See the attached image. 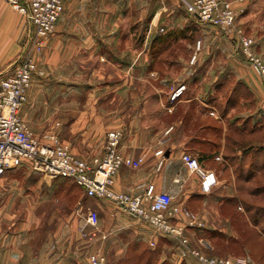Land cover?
I'll list each match as a JSON object with an SVG mask.
<instances>
[{
	"label": "rangeland",
	"instance_id": "1",
	"mask_svg": "<svg viewBox=\"0 0 264 264\" xmlns=\"http://www.w3.org/2000/svg\"><path fill=\"white\" fill-rule=\"evenodd\" d=\"M169 1L156 4L158 0H106L103 3L100 10L112 9L114 26H121L127 31L125 47H119V42L114 48L96 49H62L52 45L48 48V55L53 60L47 68L41 65L44 45L36 55L37 71L20 110V116L27 124L29 121L23 113L32 116V132L36 135L55 133L71 149L88 156L104 149L108 132L119 130L110 129V125L135 121L146 127L148 135L156 138L166 135L161 131L167 130L175 115H179L169 113L165 93L181 88L185 96L198 94L208 104L205 123L210 126V138L216 136V127H221L222 124L216 122L217 118H221L228 135H235L231 127H238L234 124L238 121L239 128L244 126L243 123L246 130L254 126L257 142L264 144V100L257 88L259 86L264 92L260 77L227 35L187 13L186 5L191 1H176L175 22L166 15L163 7L164 4L167 7L172 5ZM96 2L99 6L100 0ZM240 4L237 7V25L252 38V50L264 62V0H244ZM0 6L11 9L17 15L16 43L5 47L0 55L3 59L0 60L2 71L16 59L24 45L26 21L23 15L1 0ZM158 7L160 11L153 16V9ZM153 18L155 20L150 21ZM54 33L55 30L45 44ZM162 37L168 40L159 47L153 45L154 39ZM58 56L74 58V63L58 65ZM6 59L8 61L3 62ZM64 68L73 72V78L65 80V85L63 80L55 79L57 71ZM121 85L128 90L127 96L111 91ZM156 91H161L162 97ZM63 92L65 94H61ZM195 102H192L194 106ZM189 114L190 119L193 115L191 111ZM49 183L71 184L30 173L24 168L7 172L0 181V216L41 219L44 207L26 201L24 191L27 185ZM85 202L84 209L91 207ZM241 209L237 211L240 216L248 217L243 206ZM75 213L79 214L78 209ZM233 213L231 209H225V214L231 216ZM242 223L235 227L238 230L237 239L223 233V239H220L217 235L221 232L217 230L212 234L204 232L203 236L211 247L210 255L248 258L256 264H264V235L260 236V240L244 242L255 227L249 220ZM202 226L207 227L203 222ZM244 231L246 235H240Z\"/></svg>",
	"mask_w": 264,
	"mask_h": 264
},
{
	"label": "crops",
	"instance_id": "2",
	"mask_svg": "<svg viewBox=\"0 0 264 264\" xmlns=\"http://www.w3.org/2000/svg\"><path fill=\"white\" fill-rule=\"evenodd\" d=\"M96 1L98 0H62L64 10L56 23L54 35L45 44L42 67L48 68L53 60L48 55V48L52 45L62 49H96L114 48L119 42V47H125L127 31L121 26H114L112 9L100 10L106 0H100L99 6ZM176 1L170 0L172 5L169 7L165 4L163 6L166 15L174 22L177 20ZM232 1L235 8L241 6L238 0ZM159 11L160 7L153 9V16ZM143 12L146 14L145 8ZM154 20L155 18L150 19L152 22ZM16 21V13L0 6V55L5 47L16 43ZM28 30L26 22L25 35ZM11 37L13 41H10ZM56 60L58 65L74 63V58L70 57L58 56ZM7 61L8 59L3 62ZM72 74L70 69L64 68L57 71L55 79L63 80L65 85V80L73 78ZM257 88L264 100V92L259 86ZM111 91L116 95L127 96L128 90L121 85ZM157 94L160 97L163 95L161 91ZM165 94L169 113H179L167 130L161 131L166 135L152 138L146 127L135 121L110 125V129L118 128L122 131L119 145L122 154L133 158L145 154L146 159L137 169L122 167L114 177L113 189L138 195L152 185L154 193L172 196L174 204L196 215L207 225L187 228L194 244L201 241L202 245H209L203 233L212 234L214 230L237 239L238 230L235 227L248 221L247 217L242 218L241 213L237 212L242 210L240 200L253 199L249 191L255 189L263 192L258 200H264V144L257 142V130L254 126L253 129L246 130L243 123L240 130L246 134L248 144L239 148L233 142L239 140L238 136L228 135L221 118L216 119L217 124H222L217 127L220 132L210 138V126L205 123L209 112L208 104L198 94L185 96L183 92L172 103L168 98L171 91ZM194 101L195 106L192 104ZM189 111L193 115L190 119ZM23 115L33 130L30 125L32 116L27 113ZM234 124L239 128L238 121H234ZM71 151L86 161L103 153L100 149L96 154L88 156L73 148ZM158 151L162 152L161 156L156 155ZM187 157H196L205 170L214 173L216 184L209 192L202 191L200 179L187 169ZM160 159L162 164L158 167ZM24 192L26 201L39 203L44 207L41 211L44 215L41 219L0 216V264H88L89 256L97 252L103 254L109 264H194L191 258L181 259L174 244L158 235L149 225L121 213L107 200H84L82 189L72 183L31 184L26 186ZM234 199L237 204H230L229 200ZM80 201H86L99 216L98 230L90 239H83L77 230L82 221L79 214L75 213ZM225 209H231L234 213L229 216L225 214ZM199 215L202 216L201 219Z\"/></svg>",
	"mask_w": 264,
	"mask_h": 264
},
{
	"label": "built area",
	"instance_id": "3",
	"mask_svg": "<svg viewBox=\"0 0 264 264\" xmlns=\"http://www.w3.org/2000/svg\"><path fill=\"white\" fill-rule=\"evenodd\" d=\"M23 15L29 26L24 45L16 59L0 73V181L9 171L24 168L49 179H65L83 191V199H101L111 202L121 213L141 221L161 237L170 240L183 260L194 264H256L248 258H224L210 255L211 247L201 241L192 243L187 228L202 226L199 218L174 204L167 193H154L149 185L138 195H130L113 189L114 177L122 167L137 169L145 162V154L133 158L119 150L122 132L107 133L103 153L90 161L75 156L69 145L52 132L36 136L20 116L26 101V92L37 71L36 55L54 32L63 13L62 0H1ZM244 0H238L242 3ZM186 11L199 21L217 28L227 35L245 57L255 74L260 77L264 90V62L256 55L252 38L246 36L237 25V8L232 0H192ZM199 47V42L197 43ZM194 59V58H193ZM192 59V60H193ZM183 89L171 90L169 102H174ZM161 156L162 152H156ZM162 164L160 159L158 167ZM186 167L200 179L203 192L216 184L213 172L205 170L196 157L186 158ZM81 223L77 230L83 239L93 237L99 225L97 212L78 203ZM194 242V241H193ZM153 245V242H152ZM88 264H109L106 257L93 253Z\"/></svg>",
	"mask_w": 264,
	"mask_h": 264
},
{
	"label": "trees",
	"instance_id": "4",
	"mask_svg": "<svg viewBox=\"0 0 264 264\" xmlns=\"http://www.w3.org/2000/svg\"><path fill=\"white\" fill-rule=\"evenodd\" d=\"M168 40L167 37H162V38H157L153 40V45L155 46H161L165 43V41ZM233 128L232 132L233 136H238L239 140H237L236 142H234V144H237L239 148H243L245 147L248 143L245 140L246 139V134L243 133L242 130H240V128L238 127H231ZM210 129V128H209ZM253 129V128H252ZM220 132V128L216 127L215 133ZM230 136V135H229ZM230 136V137H233ZM213 145V144H212ZM248 175V174H247ZM58 180H62L64 182H69L65 179H58ZM262 191L260 190H251L249 191V194L253 197V199L249 200V199H244L242 198L240 200L241 205L244 207L245 213L248 216V220L249 223H251L252 227L254 228L253 231H251L250 233H248V237H246L244 240V242H248L249 240H260V236L262 237V235H264V200H258L259 196L262 195ZM230 204H237V201L234 200H229ZM246 231L240 233V235H246L245 234ZM244 233V234H243ZM218 238L223 239L221 234L217 235ZM243 236V237H244ZM248 239V240H247ZM217 243V241H216ZM241 244H243V241H241Z\"/></svg>",
	"mask_w": 264,
	"mask_h": 264
}]
</instances>
